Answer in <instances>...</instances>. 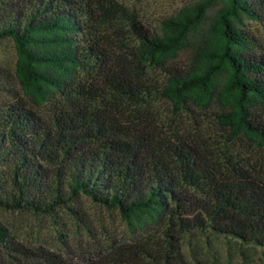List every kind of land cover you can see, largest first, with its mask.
Wrapping results in <instances>:
<instances>
[{
    "label": "trees",
    "instance_id": "16d2710c",
    "mask_svg": "<svg viewBox=\"0 0 264 264\" xmlns=\"http://www.w3.org/2000/svg\"><path fill=\"white\" fill-rule=\"evenodd\" d=\"M220 1L209 24L211 47L194 58L201 64L171 73L160 89L147 68H160L182 48L213 0L182 6L156 30L111 0L106 6L97 0H0V39L15 43V71L28 97L36 99L43 84L56 81L41 68H78L93 78L48 118L19 103L0 106V208L50 213L83 194L125 218L146 215L178 232L210 229L264 248V165L223 164L138 119L160 96L173 102L194 91L231 97L225 123L264 151V120L250 112L254 104L264 107V55L245 52L251 41L233 23L241 16L264 20V0ZM107 29L124 55L104 46L101 33ZM122 105L132 110L126 122L113 118ZM167 229V246L157 260L188 264L174 228ZM5 238L0 226V245ZM142 253L155 257L147 249ZM118 257L121 262L126 252Z\"/></svg>",
    "mask_w": 264,
    "mask_h": 264
},
{
    "label": "rangeland",
    "instance_id": "374dc122",
    "mask_svg": "<svg viewBox=\"0 0 264 264\" xmlns=\"http://www.w3.org/2000/svg\"><path fill=\"white\" fill-rule=\"evenodd\" d=\"M111 1L134 13L143 26L156 30L164 18L199 0ZM97 2L106 6L107 0ZM221 4L220 0H213L173 57L160 63V68L154 65L147 68L151 82L160 83L161 89L171 73L183 74L197 63L201 64L194 58L200 51L211 47L209 24ZM233 23L251 41L245 52L264 55V20L241 16ZM101 37L112 55L127 52L124 46H118L111 30L102 32ZM122 41L123 44H133L131 40ZM17 60L14 41L8 37L0 39V106L19 103L48 118L58 108L68 105L66 99L73 96L77 86L93 84V78L78 68L64 72L50 67L41 68L56 81L43 84L44 92L34 99L25 94L19 83L15 71ZM224 76L225 72L216 76V89L220 88ZM197 93L191 92L179 102L160 96L159 100L140 110L143 117L138 119H141V124L150 123L163 136L177 137L196 145L223 164L238 161L244 166L264 165L263 149L245 134H233L230 125L224 121L230 111L228 100L231 101V97L219 100ZM119 108L121 113L114 112L115 120L126 122V117H132L129 106ZM250 112L264 120V107L259 104L252 105ZM0 226L6 234L5 243L0 245V264H88L91 261L102 264H160L157 258L162 256L167 246V228H174L178 249L188 264H264V248L252 243L216 234L210 229L178 232L176 227H168L166 222L156 223L146 215L125 218L117 209L102 206L83 194L76 195L66 205L56 207L50 213L0 208ZM145 249L155 257L144 255L142 250ZM124 251L126 257L120 262L118 255Z\"/></svg>",
    "mask_w": 264,
    "mask_h": 264
}]
</instances>
